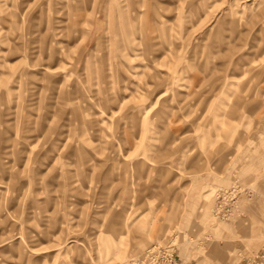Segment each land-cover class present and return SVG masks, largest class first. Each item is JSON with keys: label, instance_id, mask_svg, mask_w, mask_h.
<instances>
[{"label": "rangeland", "instance_id": "rangeland-1", "mask_svg": "<svg viewBox=\"0 0 264 264\" xmlns=\"http://www.w3.org/2000/svg\"><path fill=\"white\" fill-rule=\"evenodd\" d=\"M134 263L264 264V0H0V264Z\"/></svg>", "mask_w": 264, "mask_h": 264}, {"label": "crops", "instance_id": "crops-1", "mask_svg": "<svg viewBox=\"0 0 264 264\" xmlns=\"http://www.w3.org/2000/svg\"><path fill=\"white\" fill-rule=\"evenodd\" d=\"M211 248H212V250H210L211 253H214L213 251L217 252L216 255L217 258L215 260L216 262H218V259L221 261L227 257V255L224 254V251H226V246H224L223 244L220 243L212 244Z\"/></svg>", "mask_w": 264, "mask_h": 264}, {"label": "built area", "instance_id": "built-area-1", "mask_svg": "<svg viewBox=\"0 0 264 264\" xmlns=\"http://www.w3.org/2000/svg\"><path fill=\"white\" fill-rule=\"evenodd\" d=\"M216 214V213H215ZM134 264H137V263H134Z\"/></svg>", "mask_w": 264, "mask_h": 264}]
</instances>
